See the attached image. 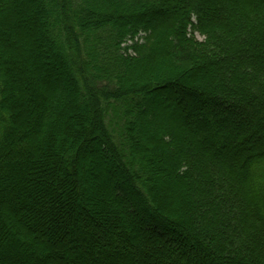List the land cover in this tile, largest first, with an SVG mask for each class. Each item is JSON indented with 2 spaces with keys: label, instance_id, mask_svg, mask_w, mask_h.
I'll return each instance as SVG.
<instances>
[{
  "label": "trees",
  "instance_id": "obj_1",
  "mask_svg": "<svg viewBox=\"0 0 264 264\" xmlns=\"http://www.w3.org/2000/svg\"><path fill=\"white\" fill-rule=\"evenodd\" d=\"M0 264H264V0H0Z\"/></svg>",
  "mask_w": 264,
  "mask_h": 264
},
{
  "label": "rangeland",
  "instance_id": "obj_2",
  "mask_svg": "<svg viewBox=\"0 0 264 264\" xmlns=\"http://www.w3.org/2000/svg\"><path fill=\"white\" fill-rule=\"evenodd\" d=\"M196 36H197V38L202 39V37L200 35L196 34ZM47 61L49 62L48 59H47ZM48 62H46V61L42 62L43 66L40 67L39 71L41 73H43L44 71L45 72L46 71H50V72H54V73L58 72V71H61V73L64 74V75L60 79V81H61L60 84H62L63 87H66V85L69 84L67 82V78L65 76L66 75V71H67L66 67H62V66L60 67L59 65L58 66L57 65H50V64H48ZM49 63H51V62H49ZM164 99H165L164 96H153L152 98H150V103L157 104V101L164 100ZM166 112H167V108L164 105H162L160 112L157 113V116L160 117L163 114H165ZM175 116H176V114H175ZM234 124L235 123H230L231 126L235 127ZM201 126H202V123L197 122L196 126L194 125V127L193 126L192 127L195 128V130L196 129L198 130V128L201 127ZM209 143L210 142L208 141L207 144H209ZM89 154L91 155L92 152L89 151L88 154L85 155V157H88ZM93 154L96 157L102 156V159H103V156H104L103 160L105 161V163L100 165V168H101L100 171H97L99 168H97L96 165L95 166H91V167H87V168L91 169L92 170L91 172L96 176L95 177V182L96 183L91 184V185H89L87 187L85 186L84 190H86L87 193H89L92 197L99 198L100 195L102 193H104L105 190H107V189H110L112 191H117L118 188L126 187L125 181L122 179V177H120L119 172L117 171L115 166L111 163L110 155L105 150L102 151L101 155L98 152H96V151H95V153L93 151ZM236 154H238V152L237 153L233 152L234 156ZM83 169H84V167H83ZM85 169H86V167H85ZM111 174H112V176H111ZM126 193H125L124 197L121 196L122 198L126 199V201L123 200V203H128L129 205H133L134 203L138 204L139 198L132 196L129 193L128 190L126 191ZM129 215L130 216L133 215L132 212H130ZM137 226L141 230H143V232L145 234L147 233L149 236H153L155 234H158L156 229H154V228H152V229H150V228L144 229V227L141 225V221H140V224L138 223Z\"/></svg>",
  "mask_w": 264,
  "mask_h": 264
}]
</instances>
